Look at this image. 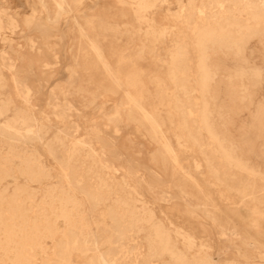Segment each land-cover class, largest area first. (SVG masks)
<instances>
[{"label":"bare ground","instance_id":"obj_1","mask_svg":"<svg viewBox=\"0 0 264 264\" xmlns=\"http://www.w3.org/2000/svg\"><path fill=\"white\" fill-rule=\"evenodd\" d=\"M86 1L25 0L21 18L0 4V264H264V0H115L101 16ZM39 39L41 81L17 46ZM129 124L168 184L104 134Z\"/></svg>","mask_w":264,"mask_h":264},{"label":"rangeland","instance_id":"obj_2","mask_svg":"<svg viewBox=\"0 0 264 264\" xmlns=\"http://www.w3.org/2000/svg\"><path fill=\"white\" fill-rule=\"evenodd\" d=\"M1 1L3 0H0V4L2 3ZM4 1L7 3L6 5H8L9 8L11 7L10 9H12V12H14V14H17L18 15L17 17L19 18H21L25 14V11H27L25 0H4ZM90 1L92 0H87L86 1L87 3L85 5H91L92 3ZM96 1H97L96 5L89 6L90 9H85V13L87 15L101 16L103 14L107 15L111 12L112 14H114L116 12L121 11L122 9V7L118 6V4L115 3V0H96ZM94 20L95 19H93V21ZM121 20L122 19H119V22ZM73 33L74 32L72 30V27L68 26V30L66 31L63 37V44H64V51L62 52L63 57H60V60L63 62L70 61L68 47L71 46L73 48V46H75V41L72 39ZM107 37H109V34H106V38ZM49 41L53 42L54 39L50 37ZM0 46H2L1 42H0ZM17 46H21L20 48L21 58L19 61V65L21 69L23 71H26L29 77L32 76V78L41 81L43 79V73H42L43 67L41 66V61H46L47 56L46 53H43V49L41 48L40 45V39L37 42L38 49L29 50L27 46L20 40H18ZM30 65L31 67H29ZM63 68L64 67L61 64L54 66L55 73L52 76V78L49 80L48 85L43 86L37 93L35 102L39 110L46 109L45 104H46V97L49 88H51V86H53L55 82L61 81L66 77V73L64 72ZM104 93H105L104 96L99 100L100 106H103V103L107 102L108 100H111L113 102H119L122 99L120 90L111 91V92L107 91ZM76 107L77 109H81L78 104H76ZM83 114L84 116H82ZM74 115L78 117L77 119L80 122H83L86 125L90 119L94 118L95 111H92L91 109H86V110L82 109V111L77 110L74 113ZM95 121L99 122L100 119L96 118ZM104 134L110 139H112L115 145L117 143L123 156L131 160V163H133V165H140L148 172L157 174L160 180L162 182H165V184H168L170 182L169 177L165 175V172L157 168L155 164H153L148 160V156L154 150V147L149 143L147 138H145L143 135L137 133L134 130V126L132 124H129L128 127L126 128L124 127L123 132L117 137L113 136L107 130L104 131ZM43 156L45 158V163L49 166H52L53 165L52 161H50L49 158H46L45 154ZM180 184L188 193H190L192 199L199 197L195 192V190H193L188 184L186 183H180ZM32 188H35V186H32ZM159 203L162 209L165 210V213H168L170 219L174 222L177 218L176 215L172 213L173 209H182L184 206L182 203L178 202L177 200H173L168 203H164V202H159ZM238 212L243 217L248 216V211L244 208L239 209ZM155 217L158 218L157 220H164L162 219L163 214L157 209L155 210ZM262 227L264 228V222H262ZM195 228L197 231V235L200 236L199 226L195 225ZM262 239L264 240V233L262 234Z\"/></svg>","mask_w":264,"mask_h":264}]
</instances>
